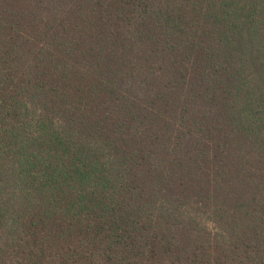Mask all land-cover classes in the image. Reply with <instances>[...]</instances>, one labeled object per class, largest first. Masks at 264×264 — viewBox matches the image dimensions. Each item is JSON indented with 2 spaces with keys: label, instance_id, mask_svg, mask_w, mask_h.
I'll return each mask as SVG.
<instances>
[{
  "label": "trees",
  "instance_id": "16d2710c",
  "mask_svg": "<svg viewBox=\"0 0 264 264\" xmlns=\"http://www.w3.org/2000/svg\"><path fill=\"white\" fill-rule=\"evenodd\" d=\"M0 264H264V0H0Z\"/></svg>",
  "mask_w": 264,
  "mask_h": 264
}]
</instances>
